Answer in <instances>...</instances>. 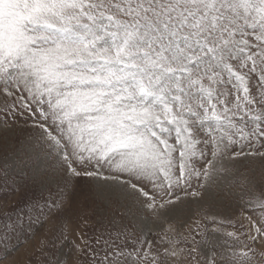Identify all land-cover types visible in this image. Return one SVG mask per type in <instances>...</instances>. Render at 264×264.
I'll return each instance as SVG.
<instances>
[{
  "label": "snow or ice",
  "instance_id": "6c2138e0",
  "mask_svg": "<svg viewBox=\"0 0 264 264\" xmlns=\"http://www.w3.org/2000/svg\"><path fill=\"white\" fill-rule=\"evenodd\" d=\"M0 113L32 120L42 184L100 181L111 202L165 218L239 202L158 243L129 247L126 229L74 241L83 264H264V189L240 172L264 162V0H0ZM22 228L5 225L0 247Z\"/></svg>",
  "mask_w": 264,
  "mask_h": 264
},
{
  "label": "rangeland",
  "instance_id": "374dc122",
  "mask_svg": "<svg viewBox=\"0 0 264 264\" xmlns=\"http://www.w3.org/2000/svg\"><path fill=\"white\" fill-rule=\"evenodd\" d=\"M4 119L0 113V121ZM35 137L33 122L27 117L16 120L14 127L0 125V230L5 225L11 228L18 218L23 221V228L15 232L7 249L0 247V264H47L53 252L65 264H83L85 257L77 253L74 241L82 246L87 241L96 247L98 236H115L121 229H126L128 239L122 237L120 242L128 243L129 247L133 244L139 247L137 238L158 243L168 224L184 231L209 204H213L212 211L217 214L240 215L237 198H224L223 194L207 197L204 202L178 203L165 218L154 216L135 202L119 205L111 202L100 195L104 188L100 181L72 179L67 188L63 181L42 184L41 174L48 161L43 153V162L36 159L39 144ZM240 172L258 189H264V162L244 161ZM52 200H57L60 207H52ZM45 201L49 202L47 208ZM37 208L43 210V215H39ZM208 227L211 230L212 226ZM220 242L223 243V238Z\"/></svg>",
  "mask_w": 264,
  "mask_h": 264
}]
</instances>
